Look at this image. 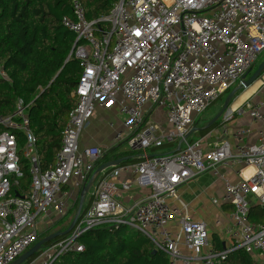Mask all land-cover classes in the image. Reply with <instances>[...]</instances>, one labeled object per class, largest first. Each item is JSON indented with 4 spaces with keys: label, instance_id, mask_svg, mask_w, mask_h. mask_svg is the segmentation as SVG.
<instances>
[{
    "label": "built area",
    "instance_id": "2783aa9c",
    "mask_svg": "<svg viewBox=\"0 0 264 264\" xmlns=\"http://www.w3.org/2000/svg\"><path fill=\"white\" fill-rule=\"evenodd\" d=\"M62 24L75 35L68 57L79 60L81 73L54 165L39 168L37 139L21 102L13 115L0 117L5 127L0 134V264L13 263L37 242L43 218L53 225L68 212L67 187L73 180L82 187L91 181L90 204L67 236L44 246L32 264H51L67 251H82L78 239L100 226L141 232L169 255L170 264L189 263L192 257L183 248L200 264H218L234 249L264 264V225L250 218L252 206L264 207V74L255 96L236 109L229 106L217 127L190 139L196 119L241 85L263 53L264 0H119L96 19H88L80 0H72V16H64ZM114 104L125 120L113 141L125 142L130 159L138 160L135 179L120 186L102 177L107 168L96 167L104 149L80 144L97 109ZM156 109L163 110L167 127L149 120ZM246 111L258 123L254 142L246 139L252 126L233 134L227 127L236 112ZM165 144L172 145L169 152L149 153ZM21 157L29 161L31 175L25 194L14 192L23 176ZM249 166L253 170L246 177ZM221 168L239 179L226 180ZM204 173L225 179L223 196L213 202L233 207L232 245L224 250L208 247L207 224L194 219L177 194L179 186ZM133 182L149 193L123 203L118 187L129 190ZM170 197L180 206H172Z\"/></svg>",
    "mask_w": 264,
    "mask_h": 264
},
{
    "label": "trees",
    "instance_id": "16d2710c",
    "mask_svg": "<svg viewBox=\"0 0 264 264\" xmlns=\"http://www.w3.org/2000/svg\"><path fill=\"white\" fill-rule=\"evenodd\" d=\"M118 1L80 0L88 19L109 14ZM64 16H72V0H0V117L13 115L20 102L26 107L30 127L37 139L38 164L42 171L55 163L69 112L76 105L73 92L81 73L79 60L68 57L75 35L62 24ZM257 65L258 62L253 71ZM219 123L220 119L204 128L203 135ZM4 130L5 127L0 125V134ZM19 143L23 146L22 136ZM166 145L169 144L162 147ZM113 148L104 153L96 167L112 161L108 154ZM156 149L154 147L152 151ZM137 161L127 158L119 165ZM28 167L27 160L21 157L23 176L14 192L25 194L29 191L31 175ZM69 212L53 224V231L69 227V217L76 211L66 220ZM250 218L254 223L264 225V207L252 206ZM65 236L67 234L50 240L44 246ZM78 240L83 245L82 251H67L51 264H170L165 251L156 249L147 236L127 226H100ZM214 248L225 249L220 243ZM38 255L39 251L23 264L31 263ZM218 264L262 263L245 250L234 249Z\"/></svg>",
    "mask_w": 264,
    "mask_h": 264
},
{
    "label": "crops",
    "instance_id": "0c3cea01",
    "mask_svg": "<svg viewBox=\"0 0 264 264\" xmlns=\"http://www.w3.org/2000/svg\"><path fill=\"white\" fill-rule=\"evenodd\" d=\"M259 86L260 85L255 87L244 100L236 104V101L241 96V94L251 86L247 87L245 90H243V92L241 91V94L232 99V101L230 102V106L236 109L239 106L243 105L250 97H252L256 93V90L259 88ZM257 97L258 96H256V98ZM235 104L237 106H235ZM220 110L221 109H219V111ZM213 115L215 114H211V117L214 118L216 115ZM124 120L125 116L119 113L117 104H114L111 108H98L94 116L89 120L82 131L80 137L81 146H100L102 149H104L105 152L110 148L116 147L113 148L111 152H109V160L114 161L118 158H124V160L127 158L130 159L131 152L127 144L125 142L115 144L113 141L116 132L123 130ZM149 120H154L156 122H159L162 127H167L164 121V112L162 109L154 110L149 116ZM247 126H252V132L246 138L247 141H256L258 123L252 121V118L247 111L244 113L236 112L234 118L227 123L230 134H233L238 128ZM230 141L235 143L233 137H230ZM171 149L172 145H166L153 151L149 150V153L162 154L169 152ZM107 162H103L102 164ZM119 164L108 167L102 173L103 178L116 183L118 186H120V184L124 181L134 180L136 176L133 164ZM233 169H236V166H234ZM251 169L252 168H248L247 170L246 168L243 171L244 176H249L252 172ZM220 171L221 174L226 178V180L230 182H236L239 179V177L236 174H233V172L229 168H221ZM224 187V178L215 177L211 173H204L185 182L184 184L179 186L177 190L179 199L188 204L189 211L193 218L199 221H203L207 224L209 233L208 247H214L215 244L219 245V243L223 248H229L232 245V238L229 229L232 224L231 214L233 207L229 203L224 202L218 205L213 202L214 198H221L223 196ZM67 188L70 193L69 210H74L76 206L77 212L81 201V191L83 187L78 186L76 181L73 180ZM90 189L91 188H89L88 192H86L84 196L82 210L90 204ZM147 193H149V188L138 186L135 182L132 183L129 190H123L121 189V187H118V198L120 201L126 204L132 203L134 200L144 196ZM168 200L172 206H180V201L176 198L170 197ZM168 227L173 230L177 229V225L175 223H169ZM182 250L185 255L192 258L190 259L189 263L179 262L178 264H200V262L193 257L191 251H189L187 248H183Z\"/></svg>",
    "mask_w": 264,
    "mask_h": 264
},
{
    "label": "water",
    "instance_id": "95a60500",
    "mask_svg": "<svg viewBox=\"0 0 264 264\" xmlns=\"http://www.w3.org/2000/svg\"><path fill=\"white\" fill-rule=\"evenodd\" d=\"M262 74H264V60L262 62H260V64L257 66V68L254 71H253V69L249 70L245 75H243L241 85L236 86L235 88H233L229 92V94L227 95V97L225 99V102H224L222 109L216 114V116L208 123V125L206 127L211 126L214 122H216L221 117L224 110L230 106V102L232 101V99L235 97L236 93L240 89L247 88V87L251 86L254 82H256L262 76ZM196 129H198V128L195 127L193 130H196ZM123 160H124V158H118L114 161L104 163V164L100 165V167L98 169L101 171V170L108 168L110 166L117 165V164L121 163ZM90 185H91V181H89L88 184L86 186H84L82 191H81V201L79 204V208H78L76 215H75L73 221L71 222L70 226L66 230H63V231L58 230L56 232L49 234L45 238L39 240L33 246H31L28 250H26L21 256H19L11 264H23V263H25L36 252L40 251V249L42 247H44V245L47 242H49L50 240H53L59 236L66 235L69 233L73 229V227L75 226V224L78 220V217H79L80 212L82 210L84 196H85L86 192H88Z\"/></svg>",
    "mask_w": 264,
    "mask_h": 264
},
{
    "label": "rangeland",
    "instance_id": "374dc122",
    "mask_svg": "<svg viewBox=\"0 0 264 264\" xmlns=\"http://www.w3.org/2000/svg\"><path fill=\"white\" fill-rule=\"evenodd\" d=\"M264 60V51H263V53L260 55V57H259V60H258V65L260 64V62H262ZM257 65V66H258ZM257 68V67H256ZM255 68V69H256ZM262 79H263V74H262V76L258 79V80H261L262 81ZM257 80V81H258ZM255 83V82H254ZM253 83V84H254ZM252 84V85H253ZM236 86H239L238 84L237 85H235V87ZM234 87V88H235ZM233 89V88H232ZM231 89V90H232ZM246 88H242L241 90H240V92H238L237 94H236V96H235V98L239 95V94H241L242 92H243V90H245ZM230 90V91H231ZM230 91H228L227 93H225L224 95H222L220 98H218V100H216L215 102H213L209 107H208V109L204 112V113H202L197 119H196V127L198 128L195 132H193L192 134H191V136H190V139L191 140H197V139H199L200 137H202L203 136V129L204 128H206V126L208 125V123L213 119V117H211V114H217L218 112H219V109H222V107H223V105H224V102H225V99H226V97H227V95L229 94V92ZM242 91V92H241ZM257 92H259V88L256 90V93L255 94H257ZM255 94L253 95V96H255ZM220 107V108H219ZM215 115H213V116H215ZM211 117V118H210ZM128 146V145H127ZM27 160V159H26ZM27 162L29 163V161L27 160ZM76 209H77V207L75 206V208H74V210H71L70 212H69V214L66 216V220H68L67 218L69 217V216H71V214H74V212L76 211ZM73 211V212H72ZM75 215H76V212H75V214H74V216H71V217H69L70 219H71V222L73 221V219H74V217H75ZM49 220L48 219H46V218H43L42 220H41V223H40V227H39V238H38V240H37V242L39 241V240H41V239H43V238H45L46 236V234L47 233H50V232H52L53 231V225L52 224H50L49 222H48ZM71 222H70V224H71ZM50 225H49V224ZM70 226V225H69ZM59 227V226H58ZM59 230V229H58ZM57 231V228H56V230H54L53 232H56ZM52 232V233H53ZM33 246V245H32ZM43 248V247H42ZM42 248L40 249V251L42 250ZM39 251V254L41 253ZM33 263V262H32ZM32 263H29V264H32ZM263 264V263H262Z\"/></svg>",
    "mask_w": 264,
    "mask_h": 264
},
{
    "label": "bare ground",
    "instance_id": "6f19581e",
    "mask_svg": "<svg viewBox=\"0 0 264 264\" xmlns=\"http://www.w3.org/2000/svg\"><path fill=\"white\" fill-rule=\"evenodd\" d=\"M260 83H261V80H258V81H256L253 85H251V87L250 88H248V89H246V91L244 92V93H242L241 94V96L237 99V103L236 104H238V103H240L242 100H244L246 97H247V95L248 94H250L252 91H253V89L255 88V87H257L258 85H260ZM235 104V106H237ZM248 168H252V166H249ZM248 168H247V170H248ZM253 170V168L251 169V171ZM250 171V172H251ZM247 172V171H246ZM249 172V173H250Z\"/></svg>",
    "mask_w": 264,
    "mask_h": 264
}]
</instances>
